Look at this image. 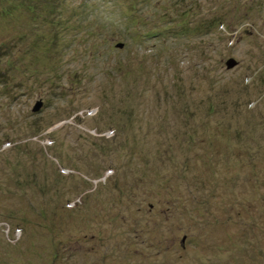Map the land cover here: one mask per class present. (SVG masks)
Listing matches in <instances>:
<instances>
[{"label": "rangeland", "instance_id": "1", "mask_svg": "<svg viewBox=\"0 0 264 264\" xmlns=\"http://www.w3.org/2000/svg\"><path fill=\"white\" fill-rule=\"evenodd\" d=\"M134 1H0V264H264V0Z\"/></svg>", "mask_w": 264, "mask_h": 264}, {"label": "trees", "instance_id": "2", "mask_svg": "<svg viewBox=\"0 0 264 264\" xmlns=\"http://www.w3.org/2000/svg\"><path fill=\"white\" fill-rule=\"evenodd\" d=\"M0 1H3V0H0ZM29 2H31V3H33V4H29V5H31L32 6V8L34 7V5H36V4H38V3H35V1L36 0H28ZM156 1V0H155ZM215 1V0H214ZM213 1V2H214ZM11 1H9L7 4H9ZM20 2L22 3V2H24V0H18V2H15L14 3V8L12 9V10H9V11H7L6 12V14H8V15H11V14H13V13H11L12 11H14V9L15 8H18V6H20ZM136 3H138V1L137 0H135L134 1V5L136 4ZM24 4V3H23ZM177 4V3H176ZM191 4V3H190ZM189 4V5H190ZM181 5V6H180ZM88 6V4L86 3V4H84V9H86V8H88L87 7ZM178 6H180V7H183V5L182 4H177V6H172V8H175V7H178ZM193 6H195V5H190V6H188V7H185L184 6V11H182V12H180V13H177V14H175V15H171L170 13H172V11H170V10H167L166 11V13H163V14H161L157 19H156V21L157 22H160V23H165V22H174V24H181V23H189V22H192L193 20L191 19V17H197V19L198 20H200V21H205V20H207V16H208V14H210V13H208V14H205V12H203V11H195L194 10V8H193ZM37 7V6H36ZM39 7H41L40 5H39ZM133 4H132V6L131 7H129V8H127L128 10L129 9H133ZM179 7V8H180ZM38 8V7H37ZM37 8H35L34 7V9L35 10H38ZM10 13V14H9ZM199 13V14H198ZM135 17V16H134ZM134 17H132V18H134ZM129 22H130V24L133 26L132 28H134V27H138L139 25H140V21H137V20H128ZM217 21H219L220 23H222L223 22V19L221 18V17H216V19L214 20V19H212V20H210L209 22H211V25H210V27L213 25V24H216L217 23ZM198 25V23L196 22V24L194 25V26H197ZM124 30H125V33H126V36H128L129 37V32H130V35L132 36V39H136V38H142L143 36H145L146 34H142V32L143 31H141V30H138V31H136V32H131V31H128L129 30V28H128V26L127 27H125L124 26ZM194 30V28H190L189 29V31L191 32V31H193ZM186 32H188V31H186ZM135 34V36L133 35V34ZM138 36V37H137ZM122 45H123V43H121ZM122 47V46H121ZM3 71V70H2ZM104 116L106 117V115L104 114ZM112 131V130H111ZM63 167V166H62ZM113 169L114 170H112V172L114 171L115 172V167H113ZM67 204L66 205H68V206H66V210H69V211H71V209L73 208V205H71V204H68L69 203V201L68 202H66Z\"/></svg>", "mask_w": 264, "mask_h": 264}, {"label": "water", "instance_id": "3", "mask_svg": "<svg viewBox=\"0 0 264 264\" xmlns=\"http://www.w3.org/2000/svg\"><path fill=\"white\" fill-rule=\"evenodd\" d=\"M118 46L121 47L122 44L119 43ZM236 63H237V61H236L234 58H228V59L225 61V66H226V68L229 69V68H232ZM40 105H41V103H40V102H37L36 105H35V106L33 107V109H32L33 112L38 111L39 108H40Z\"/></svg>", "mask_w": 264, "mask_h": 264}, {"label": "bare ground", "instance_id": "4", "mask_svg": "<svg viewBox=\"0 0 264 264\" xmlns=\"http://www.w3.org/2000/svg\"><path fill=\"white\" fill-rule=\"evenodd\" d=\"M235 131V130H234ZM238 133V132H237ZM234 134V133H233ZM214 146V145H213ZM61 214H62V212H61ZM56 223V222H55Z\"/></svg>", "mask_w": 264, "mask_h": 264}]
</instances>
